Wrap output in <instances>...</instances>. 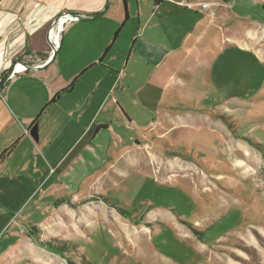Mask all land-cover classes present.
Masks as SVG:
<instances>
[{"label": "crops", "instance_id": "crops-1", "mask_svg": "<svg viewBox=\"0 0 264 264\" xmlns=\"http://www.w3.org/2000/svg\"><path fill=\"white\" fill-rule=\"evenodd\" d=\"M155 1L0 0V202L11 207L0 212V264H134L105 208L88 200L97 181L109 194L127 184L158 206L150 219L173 224L154 202H172L175 176L200 197L193 172L231 190L249 174L248 140L264 142V1L198 0L210 4L206 12ZM64 16L77 19L55 48L50 29ZM14 154L18 172L8 166ZM176 166L192 172H170ZM14 214L37 225L47 245L12 244L21 227ZM175 229L161 230L154 246L177 242Z\"/></svg>", "mask_w": 264, "mask_h": 264}, {"label": "rangeland", "instance_id": "rangeland-1", "mask_svg": "<svg viewBox=\"0 0 264 264\" xmlns=\"http://www.w3.org/2000/svg\"><path fill=\"white\" fill-rule=\"evenodd\" d=\"M210 3L216 5L217 2L215 0ZM250 141L248 140L255 150L254 160H251V167L248 165L249 169L246 166L249 174H243L237 178L234 190L225 186L222 189L221 184L217 182L219 178L216 179V176L207 174L202 179L203 173L200 171L193 172L191 175L194 184H198L200 197H195L191 190L186 192L178 184L182 181L181 176H175L171 180V184L184 189L186 194L173 186L169 193L172 202L160 205L162 200L159 198L157 200L159 203L154 202V205L164 208V212L165 210L171 212L176 221L173 224L170 223L174 220L165 222L150 219L152 211L157 210L158 206H145L142 201L138 200L135 191L132 193L125 183L117 184L122 190H113L109 194L102 183L97 181L88 200L92 201L97 212L105 208L111 229L116 231L114 234L118 239L120 238L126 248L127 253L125 252L124 257L131 263L264 264V142ZM144 151L146 152V150ZM239 156L242 157L243 153H239ZM20 157V154H14L8 163V166L16 172L19 171L21 165ZM195 162L201 163L200 167L204 172L211 170V164H206V160L195 159ZM207 167L209 170L206 169ZM170 172L182 175L192 171L176 166ZM106 173L111 175L109 171ZM163 177L167 178L166 175ZM39 181L38 177L36 182ZM110 181L111 176L104 179L106 185H110ZM158 192L165 194L160 189ZM24 194L22 192V195ZM16 202L13 209H17L23 203L20 199ZM7 209H11V207L0 202V212H8ZM13 221L14 226L20 222L21 227L18 231L15 227L12 229L15 232V235L10 237L12 244L26 239H31L33 243L40 245L47 243V241L42 242L38 231L35 232L34 227L37 225L31 226L25 216L22 215L19 218L17 214H14ZM134 221L137 222L133 224ZM160 222L166 223V226L163 224L165 227L162 228L163 225ZM125 223L128 224L127 227H124ZM168 226L176 228L177 242L163 240L158 250L153 244V239L161 230L168 231ZM123 227L125 236L121 232ZM125 242L130 245V248L125 245ZM49 243L54 249L69 252V247L61 242L50 240ZM59 262L54 264H71V262L77 264L70 261V258L64 262L59 260ZM79 264L91 263L84 259Z\"/></svg>", "mask_w": 264, "mask_h": 264}, {"label": "built area", "instance_id": "built-area-1", "mask_svg": "<svg viewBox=\"0 0 264 264\" xmlns=\"http://www.w3.org/2000/svg\"><path fill=\"white\" fill-rule=\"evenodd\" d=\"M167 2L176 3L179 6L185 7L186 9L194 12H206L210 9V4L208 2L198 1V0H166ZM72 19H77L75 16H64L51 27L50 38L54 47L57 48L60 45L61 35L64 25ZM44 65L41 64L40 66ZM19 67V64L16 68Z\"/></svg>", "mask_w": 264, "mask_h": 264}, {"label": "water", "instance_id": "water-1", "mask_svg": "<svg viewBox=\"0 0 264 264\" xmlns=\"http://www.w3.org/2000/svg\"><path fill=\"white\" fill-rule=\"evenodd\" d=\"M77 18V17H76ZM30 136L32 137V139L35 141V142H38L39 140V135H38V125L35 124L31 130H30Z\"/></svg>", "mask_w": 264, "mask_h": 264}, {"label": "trees", "instance_id": "trees-1", "mask_svg": "<svg viewBox=\"0 0 264 264\" xmlns=\"http://www.w3.org/2000/svg\"><path fill=\"white\" fill-rule=\"evenodd\" d=\"M162 0H156L155 1V4H158V3H160ZM263 9H264V4H263ZM5 82V79H3L2 80V82H1V85L3 84ZM14 148V146H12L9 150H7V151H5V153H3V155H2V157H1V160L2 159H4L5 158V156H6V154H8L12 149ZM66 245V244H65ZM69 247V251L71 250L70 248V246H68ZM63 252H67V251H64V250H62ZM71 264H74V263H72L71 262Z\"/></svg>", "mask_w": 264, "mask_h": 264}]
</instances>
